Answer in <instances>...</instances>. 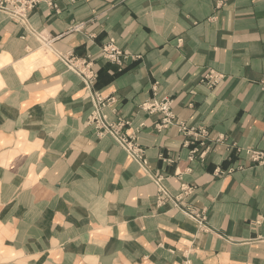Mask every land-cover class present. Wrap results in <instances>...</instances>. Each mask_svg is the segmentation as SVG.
I'll list each match as a JSON object with an SVG mask.
<instances>
[{"label": "crops", "instance_id": "obj_1", "mask_svg": "<svg viewBox=\"0 0 264 264\" xmlns=\"http://www.w3.org/2000/svg\"><path fill=\"white\" fill-rule=\"evenodd\" d=\"M109 41L127 60L102 57ZM63 55L90 57L92 85ZM165 95L193 133L154 128L139 105ZM97 96L144 166L88 123ZM247 150L264 151V0H47L26 24L0 10V264H264ZM157 176L177 201L157 202Z\"/></svg>", "mask_w": 264, "mask_h": 264}, {"label": "built area", "instance_id": "obj_2", "mask_svg": "<svg viewBox=\"0 0 264 264\" xmlns=\"http://www.w3.org/2000/svg\"><path fill=\"white\" fill-rule=\"evenodd\" d=\"M8 1V0H5ZM17 5L10 7V3L6 4L4 0L0 1V9H3L8 14L11 15L15 20L17 21H26L28 19V14L31 11V9L34 7L35 4H38L41 1H47V0H14ZM49 1V0H48ZM224 0H218L219 2H222ZM50 3V2H49ZM104 57H107L108 59L114 61V62H120L122 59L123 53L120 49L114 45V43L110 42L102 48ZM65 63L67 62V66L77 72L79 75H81L86 83L90 85V83L93 81V73L89 69L90 62L83 59L82 61H79L78 59H69L64 58ZM86 72H89V74H85ZM222 78V75L215 72V71H208L206 74L203 75L201 78V82H204L207 84L208 87H213L216 85L220 79ZM103 99H98L96 104L95 110L90 115L89 123L102 131L101 133H109L111 134L117 141H119L125 149L128 150L129 153H131L133 158L142 159V155L140 151L137 149L135 150L134 146V140L133 135H127L121 133V128L124 127V123H110L106 120L105 114L102 112V106L104 103L102 102ZM142 107L149 111V112H159L162 115L161 121L156 124L158 129H161L163 127H166L173 123V114L171 110V100L167 97L163 98L161 101H148L143 103ZM179 127V130L183 133H189L193 131V128H187L182 123L177 124ZM130 137V138H129ZM247 153L249 156H251L253 161H258L259 163L264 164V151L259 150H247ZM160 192L166 197L170 198V193L167 189H163L159 187ZM185 192L188 191V189H184Z\"/></svg>", "mask_w": 264, "mask_h": 264}, {"label": "rangeland", "instance_id": "obj_3", "mask_svg": "<svg viewBox=\"0 0 264 264\" xmlns=\"http://www.w3.org/2000/svg\"><path fill=\"white\" fill-rule=\"evenodd\" d=\"M1 1V0H0ZM4 2L6 3V4H8V3H10V7L12 8L13 6H16L17 5V3L14 1V0H8V1H5L4 0ZM46 2V1H45ZM217 2H218V0H217ZM40 3V2H39ZM38 3V4H39ZM51 4L53 5V3L51 2ZM1 5V4H0ZM37 4H35L34 5V7L36 6ZM34 7L31 9V11L34 9ZM0 10H2V11H4L3 9H0ZM30 11V12H31ZM4 12H6V11H4ZM30 12H29V14H30ZM29 14H28V19H29ZM10 15V14H9ZM11 16V15H10ZM28 19L26 20V21H17V22H19V23H23V24H26L27 22H28ZM47 42V41H46ZM110 42H112V41H109V42H107V43H105L104 45H106V44H108V43H110ZM112 43H114V42H112ZM104 45L102 46V48L104 47ZM114 45H116L115 43H114ZM116 47H117V45H116ZM102 48H101V55H102V57L103 58H105L106 60H108V61H110V62H113V63H117V64H121V63H123L125 60H127V58H128V55H126L121 49V51H122V53H123V56H122V59L120 60V62L118 63V62H114V61H112V60H110V59H108L107 57H104V55H103V50H102ZM118 49H119V47H117ZM69 57V59H78L79 61H82L83 59H85V60H87L88 62H90V66H89V69L91 70V72L93 73V81L95 80V72L93 71V69H92V66H91V60H90V57H83V58H79V57H76L75 55H66V56H62L61 57V61H63V63L67 66V62L65 63V60H64V58H68ZM68 67V66H67ZM69 68V67H68ZM70 69V68H69ZM70 70H72V69H70ZM73 72H75L74 70H72ZM79 77H81L82 79H83V81L86 83V81H85V79L81 76V75H79L77 72H75ZM85 74H89V72H86L85 71ZM203 77V76H202ZM201 77V78H202ZM201 78H200V80H201ZM93 81L90 83V85H92V83H93ZM86 85H88L87 83H86ZM89 85V86H90ZM165 97H167V98H169L170 100H171V105H172V99L169 97V96H163L162 98H160V99H156V98H151V99H147V100H145V101H143L139 106H140V108L142 109V110H144V111H146V112H148V113H159V112H149V111H147V110H145L143 107H142V105H143V103H145V102H148V101H153V100H155V101H161V100H163V98H165ZM98 99H102L100 96H97L96 98H95V103L97 102V100ZM103 103H104V105L102 106V112H103V108H104V106H106L107 105V101H105L104 99H103V101H102ZM106 103V104H105ZM96 106V104H94V107H93V110L91 111V113H90V115L92 114V112L95 110V107ZM172 110V109H171ZM104 113V112H103ZM105 114V113H104ZM160 114V118H159V120L154 124V128L157 130V131H161V130H163L164 128H166V127H163V128H161V129H158L157 128V126H156V124L157 123H159L160 121H161V118H162V115H161V113H159ZM172 114H173V112H172ZM90 115H89V117H88V123H89V120H90ZM105 116H106V120L108 121V122H110V123H124L125 125H124V127H122L121 128V133H123V134H127V135H133V136H131V137H133V140H134V148H135V150L137 151V149L140 151V153H141V155H142V159L143 160H141V159H137V158H133L132 157V155H131V153H129L128 152V150L127 149H125L124 147H123V145L119 142V141H117L111 134H109V133H107V132H105V133H101L102 131H100L99 129H97L96 127H94L95 129H96V131L100 134V135H109L110 137H112L115 141H116V143H118L120 146H121V148L127 153V155H129L131 158H133L134 160L136 159V160H138V161H140L141 162V164L144 166L145 164H146V159H145V157H144V155H143V150H142V148L139 146V144L137 143V139H136V130H134L133 132H129L128 131V125H130L129 124V121H127V120H125V121H110L109 119H108V117H107V115L105 114ZM180 123H182L183 124V122H179V123H177L175 120H174V114H173V123L172 124H170V125H177V124H180ZM90 124V123H89ZM91 125H92V123H91ZM184 125V124H183ZM169 126V125H168ZM127 127V128H126ZM187 128H193V127H187ZM190 133H193V131H191V132H189V133H187V134H190ZM183 134H185V133H183ZM130 138V137H129ZM249 158H250V160L253 162V163H255V164H262V163H259L258 161L256 162V161H253L252 160V158H251V156H249ZM154 182L157 184V186H158V195H157V202L158 203H162V202H164V201H167V199L168 200H172V201H177L178 200V197H179V195L177 196V195H172L169 191V193H170V198H166L163 194H162V192H160V190H159V187H160V189L161 188H165V189H167L164 185H163V183L161 182V178H160V176H157V177H154ZM184 189H186V188H184ZM184 189H183V192H185L184 191ZM181 195V194H180ZM197 214V213H196ZM195 214V215H196Z\"/></svg>", "mask_w": 264, "mask_h": 264}]
</instances>
